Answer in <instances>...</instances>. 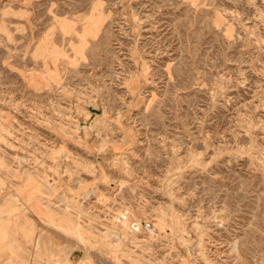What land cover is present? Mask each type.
Instances as JSON below:
<instances>
[{
	"label": "rangeland",
	"instance_id": "rangeland-1",
	"mask_svg": "<svg viewBox=\"0 0 264 264\" xmlns=\"http://www.w3.org/2000/svg\"><path fill=\"white\" fill-rule=\"evenodd\" d=\"M0 175L16 264H264V0H0Z\"/></svg>",
	"mask_w": 264,
	"mask_h": 264
},
{
	"label": "crops",
	"instance_id": "crops-1",
	"mask_svg": "<svg viewBox=\"0 0 264 264\" xmlns=\"http://www.w3.org/2000/svg\"><path fill=\"white\" fill-rule=\"evenodd\" d=\"M1 179H4V175H0ZM2 193V194H1ZM0 193V264H16V255L19 253L21 247H25L26 241L22 238L20 228L27 229L28 232L30 223L24 225V221L21 223L13 221L11 215H15L16 211L11 214L9 208L8 198L4 192ZM55 210V209H54ZM48 213L44 208L41 201L38 199L32 202V209H30L29 218L31 221L36 222L38 217L44 218V215ZM52 214V213H51ZM52 216V215H51ZM20 227V228H19ZM21 234V235H20Z\"/></svg>",
	"mask_w": 264,
	"mask_h": 264
},
{
	"label": "bare ground",
	"instance_id": "bare-ground-1",
	"mask_svg": "<svg viewBox=\"0 0 264 264\" xmlns=\"http://www.w3.org/2000/svg\"><path fill=\"white\" fill-rule=\"evenodd\" d=\"M86 194V193H85ZM108 209V206H105V208H103V210H107ZM129 217H131V216H129ZM122 219H125L126 220V226H128L127 225V223L128 224H130L128 221H129V218L126 216V215H124V217L122 218ZM125 222V221H124ZM148 231H150L151 233H152V229H148ZM83 232V231H82ZM82 232H81V230L80 229H77V227H75L74 229H73V234H74V236L76 237V240L78 239V241L79 240H82L83 241V235H82ZM117 233L116 232H112V233H109L108 235L110 236V235H113V236H115ZM105 238V237H104ZM111 240V239H110ZM116 243V242H115ZM114 246H113V248L114 247H116L117 248V250H118V245L117 244H113ZM120 248V247H119ZM121 249V248H120ZM119 249V250H120ZM117 250H115V251H117ZM121 252V251H120ZM119 253V252H118ZM117 253V254H118ZM119 262H121V261H119ZM70 263V261H69V259L68 258H65L62 262H60L59 264H69ZM122 264V263H121Z\"/></svg>",
	"mask_w": 264,
	"mask_h": 264
}]
</instances>
